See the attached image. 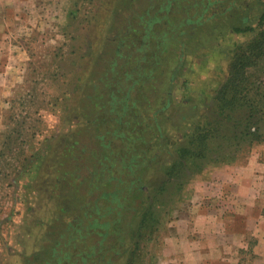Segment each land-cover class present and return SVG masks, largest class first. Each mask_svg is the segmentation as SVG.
<instances>
[{
	"label": "rangeland",
	"instance_id": "374dc122",
	"mask_svg": "<svg viewBox=\"0 0 264 264\" xmlns=\"http://www.w3.org/2000/svg\"><path fill=\"white\" fill-rule=\"evenodd\" d=\"M66 1L39 10L48 24L7 26L16 51L0 58V264H264V115L262 140L238 144L228 124L211 145L218 153L167 174L236 51L264 29V0L221 5L184 46L163 48L166 72L145 96L124 88L115 103L112 79L101 78L127 8ZM126 56L115 76L129 86L123 72L135 59ZM249 73L264 85V58ZM143 135L138 174L123 148L135 142L143 157ZM137 179L138 194L129 191Z\"/></svg>",
	"mask_w": 264,
	"mask_h": 264
},
{
	"label": "trees",
	"instance_id": "16d2710c",
	"mask_svg": "<svg viewBox=\"0 0 264 264\" xmlns=\"http://www.w3.org/2000/svg\"><path fill=\"white\" fill-rule=\"evenodd\" d=\"M152 1L154 0H121L120 2L128 11L125 26L127 32L126 34H124L125 32L119 34V39L115 40L116 43L112 47L114 58L111 66L113 69H110V72L104 68L106 70L103 71L101 78V81L112 79L109 86L113 89H111L109 96L113 103L119 97L120 92L124 91V88L127 92L126 96H128L140 85V89L137 88L140 93L137 91L136 94L137 96H145L152 89L153 83L160 80V77H163V73L166 72V66L162 64V57L166 52L163 48L172 44L184 46L194 31H197L207 21V17L213 16L222 9L220 8L221 5L229 4L230 9H234L235 4L233 3L236 2V0H155L158 3L156 5ZM223 12L224 10L218 14L221 15ZM155 27L156 29H154ZM263 27L264 23L262 29ZM105 47H108V42ZM123 51L126 52L124 54L127 55L126 57L133 56L135 59L134 66L130 70L125 69L123 72L125 80H129L131 83L129 86L125 84L127 81L123 82L115 76L118 70L116 67L118 65L117 59L124 56ZM262 58H264V29L248 46L240 47L236 51L228 77L217 89L212 106L198 125L186 134L177 153L172 155L171 158L174 162L167 172L168 176H173L177 170L182 172L186 168L192 167L191 164H198L218 153L214 152L211 145L213 142L225 138L224 130H227L228 124L231 126L228 127L229 131H234V136L231 139L236 140L238 144L245 139H263L261 135H258V123L264 115V85L259 78L249 73V69L258 66ZM158 66H161V73L158 77H154L153 74ZM103 77L106 80H103ZM113 91L117 94H114ZM135 105L133 103L131 107L134 108ZM113 110L111 108V112ZM236 115L240 116L239 119L236 118ZM94 122L97 121L94 120ZM138 122H135V125H138ZM113 124L121 126L119 120H113ZM113 131L115 132L116 128ZM118 137L124 138V135H118ZM127 141H129V136ZM138 141L145 147L143 157L139 158L136 154L138 150H136L135 142L132 146L124 147L123 152L126 155L132 153L137 155L136 157L133 154L130 164H133L132 167L138 174H143L146 168L144 157L147 153L148 143L145 141V135L140 136ZM222 152L223 149L220 148V153ZM218 160L219 158H216V161ZM100 166L102 167L101 171L106 168L102 162ZM132 167H130L131 171ZM111 181L110 178L107 184H110ZM139 181L137 179V183L131 182L129 191L130 188H133V193H140ZM113 196L105 197L102 195L101 199L106 200L107 198L108 201H111L113 198L115 203L118 202V198ZM94 212L98 213V210ZM103 231L106 232L105 228ZM104 235L107 234L104 233ZM105 237L103 236L104 239ZM62 263L58 262V264Z\"/></svg>",
	"mask_w": 264,
	"mask_h": 264
},
{
	"label": "crops",
	"instance_id": "0c3cea01",
	"mask_svg": "<svg viewBox=\"0 0 264 264\" xmlns=\"http://www.w3.org/2000/svg\"><path fill=\"white\" fill-rule=\"evenodd\" d=\"M60 1L64 2L66 0H0V58L9 56V51L12 54L16 51L14 50L15 47L9 45L14 34L10 33L7 26L14 24L30 26L48 24L50 16H39V10L45 9L47 11L54 9L55 6H59L58 3ZM42 18H46L47 20H41ZM2 66L0 65V70ZM262 236L264 234L261 233L259 241L261 246L264 245V238Z\"/></svg>",
	"mask_w": 264,
	"mask_h": 264
}]
</instances>
